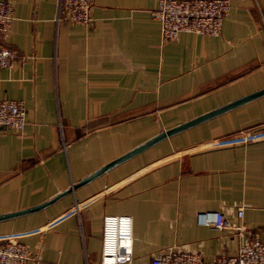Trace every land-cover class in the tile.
I'll return each mask as SVG.
<instances>
[{"label": "crops", "instance_id": "obj_1", "mask_svg": "<svg viewBox=\"0 0 264 264\" xmlns=\"http://www.w3.org/2000/svg\"><path fill=\"white\" fill-rule=\"evenodd\" d=\"M0 98L21 99V130L0 125V235L24 241L26 264H100L102 217L128 213L132 258L183 245L209 259L264 237V92L115 162L169 128L264 86V0H229L217 35L163 40L157 0H92L88 25L57 18L58 0H9ZM243 206L241 217L236 210ZM220 209L228 224L196 220ZM240 224V228L233 225ZM232 225V226H230Z\"/></svg>", "mask_w": 264, "mask_h": 264}, {"label": "built area", "instance_id": "obj_2", "mask_svg": "<svg viewBox=\"0 0 264 264\" xmlns=\"http://www.w3.org/2000/svg\"><path fill=\"white\" fill-rule=\"evenodd\" d=\"M92 0H58L57 18L88 25L91 21ZM229 7V0H157L151 15L160 22L163 40L175 37L180 31L217 35ZM13 19L9 0H0V66L9 65L15 49L5 38ZM25 124V109L21 99L0 98V125L21 130ZM264 137V124L241 131L233 140ZM243 206L236 210L241 217ZM196 220L201 224L221 227L228 224L222 210H199ZM232 226V225H230ZM240 228L237 222L233 225ZM132 219L128 213H106L102 217L100 264L128 262L132 258ZM31 256L27 244L13 234L0 235V264H26ZM148 264H264V237L244 238L230 254L205 259L183 245H171L153 254Z\"/></svg>", "mask_w": 264, "mask_h": 264}, {"label": "water", "instance_id": "obj_3", "mask_svg": "<svg viewBox=\"0 0 264 264\" xmlns=\"http://www.w3.org/2000/svg\"><path fill=\"white\" fill-rule=\"evenodd\" d=\"M262 92H264V86L254 90V91H251V92H249L247 94H244V95H242V96H240L238 98H235V99H233V100H231V101H229V102H227V103H225V104H223L221 106H218V107H216L214 109H211V110H209L207 112H204V113H202V114H200L198 116L190 118V119H188L186 121H183V122H181L179 124H176L174 126H171L169 128L160 130L158 133L154 134L153 136L149 137L148 139L144 140L143 142L137 144L136 146L132 147L131 149L127 150L126 152H124V153L116 156L115 158L109 160L108 162H106L105 164H103L102 166H100L99 168L94 170L93 172L87 174L81 180H79L78 182H76V183L72 184L71 186H69L66 190H70L75 185H77V184H79V183H81V182H83L85 180L90 179L91 177H93L96 174H98L99 172L105 170L106 168H108L109 166L114 164L115 162H118V161L122 160L123 158H125V157H127V156H129V155H131V154H133V153H135L137 151H139L140 149H142L145 146L153 143L157 139H159V138H161V137H163V136H165L167 134L173 133V132H175V131H177V130H179V129H181V128H183V127H185V126H187V125H189L191 123H194V122H196V121H198V120H200V119H202V118H204V117H206V116H208V115H210L212 113L220 111V110H222V109H224L226 107H229V106H231V105H233V104H235V103H237L239 101H242V100H245L247 98L253 97V96H255L257 94H260ZM58 195H59V193L56 194L55 196H53L52 198L48 199V200H45V201L40 202L38 204L29 206L27 208H21V209H18V210H13V211H9V212L0 213V218L1 217H5V216H9V215H12V214L20 213V212H23V211H27V210H32V209L38 208V207L46 204L47 202H49L51 199L57 197ZM38 264H44V263L40 262Z\"/></svg>", "mask_w": 264, "mask_h": 264}]
</instances>
